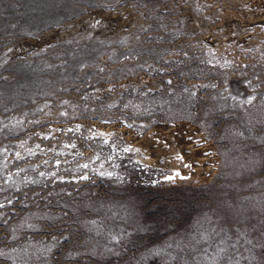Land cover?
Segmentation results:
<instances>
[{
  "label": "rangeland",
  "instance_id": "obj_1",
  "mask_svg": "<svg viewBox=\"0 0 264 264\" xmlns=\"http://www.w3.org/2000/svg\"><path fill=\"white\" fill-rule=\"evenodd\" d=\"M0 264H264V0H0Z\"/></svg>",
  "mask_w": 264,
  "mask_h": 264
},
{
  "label": "bare ground",
  "instance_id": "obj_2",
  "mask_svg": "<svg viewBox=\"0 0 264 264\" xmlns=\"http://www.w3.org/2000/svg\"><path fill=\"white\" fill-rule=\"evenodd\" d=\"M36 40V39H35Z\"/></svg>",
  "mask_w": 264,
  "mask_h": 264
}]
</instances>
